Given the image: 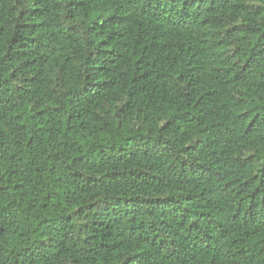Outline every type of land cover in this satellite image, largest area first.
Returning a JSON list of instances; mask_svg holds the SVG:
<instances>
[{
    "label": "trees",
    "instance_id": "obj_1",
    "mask_svg": "<svg viewBox=\"0 0 264 264\" xmlns=\"http://www.w3.org/2000/svg\"><path fill=\"white\" fill-rule=\"evenodd\" d=\"M0 264H264V0H0Z\"/></svg>",
    "mask_w": 264,
    "mask_h": 264
}]
</instances>
